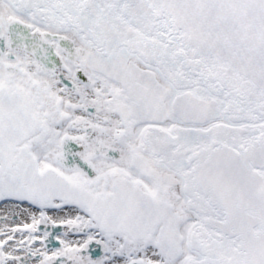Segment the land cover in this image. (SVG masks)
<instances>
[{
	"label": "snow or ice",
	"instance_id": "1",
	"mask_svg": "<svg viewBox=\"0 0 264 264\" xmlns=\"http://www.w3.org/2000/svg\"><path fill=\"white\" fill-rule=\"evenodd\" d=\"M0 264H264V0H0Z\"/></svg>",
	"mask_w": 264,
	"mask_h": 264
}]
</instances>
